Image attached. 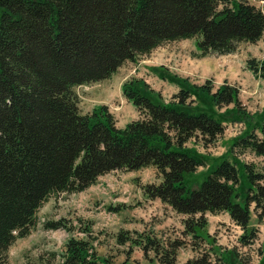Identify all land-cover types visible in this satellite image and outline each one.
<instances>
[{"label":"trees","instance_id":"obj_1","mask_svg":"<svg viewBox=\"0 0 264 264\" xmlns=\"http://www.w3.org/2000/svg\"><path fill=\"white\" fill-rule=\"evenodd\" d=\"M263 35L264 11L249 0H0V264H10V247L29 235L49 197L83 192L115 170L147 167L156 169L159 182L142 186L143 194L183 217L182 237L121 230L116 242L129 248L121 264L135 249L147 260L177 264L188 245L197 255L185 264H232L217 252L226 250L209 244L208 214L228 213L243 230L240 243L253 244V213L264 219V172L241 165L249 181L242 196L240 164L223 158L200 187H191L187 176L206 160L187 144L201 137L209 145L224 135L227 117L219 110L226 108L234 121L249 124L232 153L264 158V109L253 126L237 86L225 82L214 91L211 80L191 84L153 68L180 90L167 102L144 79L129 78L122 94L140 117L119 128L107 106L83 114L75 88L107 80L125 62L169 42L195 39L198 56L206 57L233 54L240 43L256 44ZM247 68L264 78V61L249 58ZM67 227L63 220L45 224ZM26 264L115 263L100 256L90 238L72 236L62 254Z\"/></svg>","mask_w":264,"mask_h":264},{"label":"rangeland","instance_id":"obj_2","mask_svg":"<svg viewBox=\"0 0 264 264\" xmlns=\"http://www.w3.org/2000/svg\"><path fill=\"white\" fill-rule=\"evenodd\" d=\"M249 1L264 10V2L260 0ZM255 45L243 42L238 45L235 53L222 55L229 56L228 58L233 60V66L230 69L231 75L228 77L230 79H223L225 77H222V74L227 73L226 66L221 63L217 65L215 60L209 59L193 61L195 64L202 63V65L198 67V71L196 69L194 74L189 75L190 77L187 78L189 81L191 78L194 82L199 81L201 84L211 80L214 91L225 82L237 86L240 89V99L244 108L253 116V126H257L261 121V114L264 109V78L247 71L244 68V60L257 56L259 60L264 61L263 47L256 48ZM260 46H264V39ZM177 48L182 49L178 41L166 43L152 53L140 57L137 62H125L114 75L103 82L76 87L75 92L79 98L81 112L86 114L96 107L104 105L109 110L113 108L118 112H123L125 117L121 119L122 123L131 119V113L124 106H120L121 100L125 99L121 93V84L139 71L137 65L143 60L152 59L142 63L150 65L152 72H154L153 68L160 71L164 67L170 73L171 63L166 60L165 55L171 54ZM222 56L220 62L227 58ZM157 58H159V61H157ZM161 63L165 65H160ZM216 73L219 74L217 77ZM155 75L157 76L156 73ZM149 82L152 87L156 85L154 79L149 80ZM190 83L201 85L191 81ZM84 102L90 108L89 110L83 108ZM229 108H232V106ZM225 111L226 108L219 110L220 114L227 117V123L241 122L234 121L233 114H227V112L225 114ZM214 116L222 120L219 115ZM242 122L245 123L246 121L242 120ZM245 124L246 130L244 133L249 127L248 123ZM232 130L225 132L223 136L210 145H205L201 137L188 143V148H191L206 160L204 168H200L196 174L187 176L189 186L200 187L207 174L223 158L239 162L242 182V188L239 189V192L242 196L247 193L249 181L245 169L241 165L253 163L258 170L264 172V158H258L251 151L232 153V144L237 137L234 133L235 130ZM257 133L260 135L259 131ZM155 182H159V178L154 167L142 168L137 171L115 170L100 177L95 185L83 192L60 193L49 197L40 208L37 214V223L31 229L29 235L17 238L10 247V264H26L37 260L41 255L52 252L62 254L67 240L72 236L90 238L94 242L97 253L102 257L112 258L115 264L123 263L128 256L129 248L116 242V235L121 230L132 232L151 230L163 240L182 237V217L169 206L162 204L161 201L147 199L143 194L142 186ZM217 218L219 219L212 217L213 232L210 234L209 244L223 242L219 250L224 249L226 251H217L218 253H222V256L227 258L228 261L229 259L232 260V264L240 263L233 259L231 252H228L231 249L235 252L239 261L242 262L241 264H264V219L258 221L256 214L253 213L250 227L257 229V239L253 244L243 246L239 241L240 236L243 234L242 229L229 216L225 218V213L220 214ZM60 220H63L68 227L57 230L45 228L46 223ZM85 228L91 230L88 235L83 231ZM228 247L231 249H228ZM190 248V246L185 247L179 253L182 254L184 250ZM137 251L140 250L135 249L131 254L128 264H140L139 260L135 259ZM184 254H182V257ZM150 256L154 257L153 253H150Z\"/></svg>","mask_w":264,"mask_h":264},{"label":"crops","instance_id":"obj_3","mask_svg":"<svg viewBox=\"0 0 264 264\" xmlns=\"http://www.w3.org/2000/svg\"><path fill=\"white\" fill-rule=\"evenodd\" d=\"M263 39H264V36L258 43H256V45L254 44L256 48L263 47V50H264V46H260V44L263 42ZM178 43L182 46V49L177 48L176 50L171 52V54L165 55L166 60L170 61V63H171V68H172V69L170 68L171 74H176V75H179L180 77H183V78H189L190 77L189 75L194 74V71H196V69L198 71V69H199L198 67L200 65H202V63L201 64H195L193 61L197 62V61L209 59V60H215L217 65H220V63H221L223 66H226L227 73L222 74V77H225L223 79H230L228 77H230L229 75H231L230 69L233 66V64H232L233 60L228 58L229 56H222V57H227V58H224V60L222 62H220L221 56H217V55H211V56L204 57V58H198L197 56L194 55V54H197V52H198L197 48H196V42L194 39L181 40V41H178ZM158 48H160V47H158ZM254 57L257 58V56H254ZM249 58H251V57H249ZM249 58H246L244 60V68L247 71H249V70L246 67V63H247V60ZM151 60L152 59L140 61L137 65V68L139 69V71H137L134 76L138 77V78H144L148 81H149V79L150 80L154 79L156 85H153V88L160 91L162 93L163 97L165 98V100H169V99H171V97L174 94H176L179 91L180 88H179V86H177L175 84H171L165 80H162L157 76L153 77L154 74L150 70L151 66L147 65V64L146 65L142 64V63H145V61H151ZM157 61H159V58H157ZM160 65H165V64L161 63ZM193 67H195V68H193ZM182 73H184L185 75H183ZM148 74H150V75L148 76ZM218 75L219 74L216 73V77ZM190 81L192 83L201 84L199 81L194 82L191 78H190ZM122 84H121V86H122ZM121 86H120V89H121ZM121 99H123V98H121ZM120 106H124L125 109H127L128 112L131 113L132 117H131V119L122 123L121 119H123L125 117L123 112H118L116 109L110 108L111 113L115 116L116 124L118 127L124 128L128 123L139 118L138 111L127 100H125V99L121 100ZM83 108H85L87 110L90 109L89 107H87L85 105V102L83 103ZM219 216H220V214L219 215L208 214V218H209L208 231L210 234L213 232L212 226H211V224L213 222L212 217L214 219H219V218H217ZM228 216L229 215L227 213H225V218H228ZM180 217H182V216H180ZM219 243H220L219 245H222L223 242H219ZM228 249H231V248L228 247ZM136 253L137 254L135 255L136 256L135 259H138L140 264H160L155 260L149 261V260H146L145 258H143L144 254L141 250L137 251ZM182 254H184L185 258H184V256L182 257ZM182 254L179 253L178 264H185L188 259H190L196 255V252H194L190 248V249L184 250Z\"/></svg>","mask_w":264,"mask_h":264},{"label":"built area","instance_id":"obj_4","mask_svg":"<svg viewBox=\"0 0 264 264\" xmlns=\"http://www.w3.org/2000/svg\"><path fill=\"white\" fill-rule=\"evenodd\" d=\"M240 127H241V125H240Z\"/></svg>","mask_w":264,"mask_h":264}]
</instances>
